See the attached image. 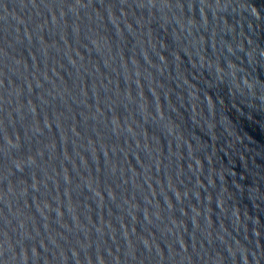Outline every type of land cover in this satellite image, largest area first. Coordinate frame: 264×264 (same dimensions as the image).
<instances>
[{
    "label": "water",
    "instance_id": "water-1",
    "mask_svg": "<svg viewBox=\"0 0 264 264\" xmlns=\"http://www.w3.org/2000/svg\"><path fill=\"white\" fill-rule=\"evenodd\" d=\"M0 264H264V0H0Z\"/></svg>",
    "mask_w": 264,
    "mask_h": 264
}]
</instances>
